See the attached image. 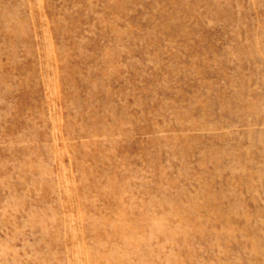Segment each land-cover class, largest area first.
Returning a JSON list of instances; mask_svg holds the SVG:
<instances>
[{
  "label": "rangeland",
  "instance_id": "1",
  "mask_svg": "<svg viewBox=\"0 0 264 264\" xmlns=\"http://www.w3.org/2000/svg\"><path fill=\"white\" fill-rule=\"evenodd\" d=\"M0 264H264V0H0Z\"/></svg>",
  "mask_w": 264,
  "mask_h": 264
}]
</instances>
